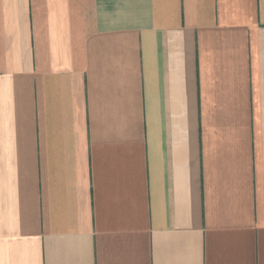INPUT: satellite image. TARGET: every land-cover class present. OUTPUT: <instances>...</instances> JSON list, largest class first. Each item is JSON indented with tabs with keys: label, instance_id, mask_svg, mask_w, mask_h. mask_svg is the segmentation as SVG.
<instances>
[{
	"label": "crops",
	"instance_id": "crops-1",
	"mask_svg": "<svg viewBox=\"0 0 264 264\" xmlns=\"http://www.w3.org/2000/svg\"><path fill=\"white\" fill-rule=\"evenodd\" d=\"M0 264H264V0H0Z\"/></svg>",
	"mask_w": 264,
	"mask_h": 264
}]
</instances>
